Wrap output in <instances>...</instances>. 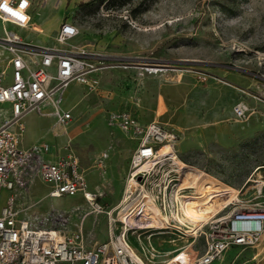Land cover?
Here are the masks:
<instances>
[{
  "label": "rangeland",
  "instance_id": "374dc122",
  "mask_svg": "<svg viewBox=\"0 0 264 264\" xmlns=\"http://www.w3.org/2000/svg\"><path fill=\"white\" fill-rule=\"evenodd\" d=\"M31 3L32 30L6 27L44 47L76 45L107 57V67L93 74L91 88L70 82L65 90L61 106L72 115L66 129L53 115L31 114L25 120L29 141L56 147L71 134L88 188L95 185L104 192L99 198L104 210L121 199L130 157L138 143L107 125L111 110L128 111L143 123L152 119L163 123L177 138V156L185 167L239 190L235 200L201 223L194 235V230L191 233L182 225L179 236L169 233L148 240L129 235L126 239L144 264H193L199 255L196 245L201 243L203 248L204 232L214 217L264 203V0ZM65 21L75 24L78 34L67 45H60L55 36ZM235 107L243 111L241 116L236 115ZM102 152H108V168L101 176L97 159ZM180 173L177 185L169 191L172 195L179 189ZM49 189L45 182L35 181L29 199L38 200L34 209L86 206L82 194L50 198L46 196ZM9 193L3 189L1 204ZM177 213L176 206L166 215ZM107 220L103 212L86 217L83 231L88 244L108 240ZM78 222V215H73L67 227L73 229ZM262 236L253 246L231 247L212 264H264ZM150 245L158 252L154 261L143 256V247ZM177 247L184 249L174 256Z\"/></svg>",
  "mask_w": 264,
  "mask_h": 264
},
{
  "label": "built area",
  "instance_id": "2783aa9c",
  "mask_svg": "<svg viewBox=\"0 0 264 264\" xmlns=\"http://www.w3.org/2000/svg\"><path fill=\"white\" fill-rule=\"evenodd\" d=\"M31 5V0H0V264H144L128 245L129 235L149 240L159 234L179 236L182 233L179 231L182 225L172 214L167 219L161 217L167 216L173 207L178 208L179 198L184 197L179 195L180 189L175 190L174 195L169 192L177 185L179 174L177 138L155 119L143 123L128 111L107 113L108 126L138 141L130 157L121 199L110 210H104L99 202L103 190L88 188L89 182L72 147V138L60 149L48 142L22 146L26 116L53 115L58 125L66 129L72 115L61 103L69 83L91 88L93 74L107 67V57L103 54L76 45L44 47L6 27L10 24L28 29ZM77 34L78 27L65 21L58 27L55 40L67 45ZM46 107L52 110L45 111ZM234 110L238 116L243 114L239 107ZM164 147L168 149L162 151ZM106 157L107 152H102L97 159L101 176L106 172ZM37 180L50 186L46 193L50 198L82 194L85 208L77 205L70 210L34 209L38 200L29 202V199ZM3 189L10 193L1 204ZM125 204H128L127 216L135 223L130 224V229L118 215ZM149 204L157 208L161 216L154 224L143 226L152 214ZM101 212L107 215L108 240L88 244L83 223L87 216ZM73 215H78L79 222L69 229L67 223ZM138 229L143 231L138 232ZM262 233L264 203L214 217L203 235L204 249L201 243L196 245L199 255L194 263L212 264L231 247L253 246ZM182 251L183 248L177 247L174 256ZM157 254L151 245L143 247L147 261H154Z\"/></svg>",
  "mask_w": 264,
  "mask_h": 264
},
{
  "label": "bare ground",
  "instance_id": "6f19581e",
  "mask_svg": "<svg viewBox=\"0 0 264 264\" xmlns=\"http://www.w3.org/2000/svg\"><path fill=\"white\" fill-rule=\"evenodd\" d=\"M29 27L30 29L32 28L31 24ZM164 149H168V147H164L162 151H164ZM177 166L179 167L178 171L181 172L180 174H183L179 189H189V191L186 192L189 194H184V200H181L179 203L178 209L180 211V214L177 213V215H172L174 216L173 218L175 219V221H179L180 225L188 227L191 231H195V229L201 223L207 221V219L214 212H216V215L220 211H222L232 201V198L234 199L235 196L239 193L238 189L232 188L231 186L221 182L215 177H212L201 171L196 173L188 169L187 167H185L186 164L181 160L177 161ZM127 205L128 204H125L123 206L124 210L122 209V212L118 213V215L122 220H124V222L128 223L127 227H129L130 229V224L135 223H132L133 218L131 219L130 216H127L128 214L125 209ZM149 208L151 209L152 213L149 216L151 218L148 217V219L150 220H146L145 223L142 224L143 226L154 224L155 220L161 216L159 210L157 208H154V206H152L151 204H149L148 209ZM161 217L167 219L169 216ZM138 230V232L143 231L140 229ZM196 232H194L193 234H196ZM159 236L161 237L162 235L159 234ZM168 260H170V258Z\"/></svg>",
  "mask_w": 264,
  "mask_h": 264
},
{
  "label": "crops",
  "instance_id": "0c3cea01",
  "mask_svg": "<svg viewBox=\"0 0 264 264\" xmlns=\"http://www.w3.org/2000/svg\"><path fill=\"white\" fill-rule=\"evenodd\" d=\"M31 115V114H30ZM29 116V115H28ZM28 116H26V118H25V120L28 118ZM25 126H26V123H25ZM72 138L71 137V134H68L67 136H66V139H65V141L62 143V145H56V147H57V149L59 148H62V146L66 143V141H67V139L68 138ZM34 143H36V141H29L28 139H27V136H26V130H25V134H24V136H23V138H22V141H21V145L22 146H24V147H28V146H30V145H32V144H34ZM74 149V148H73ZM135 149V148H134ZM133 149V150H134ZM108 158V152H107V157L104 159V165H105V171H106V168H108V167H106V159ZM81 166V165H80ZM82 168V167H81ZM83 169V168H82ZM84 170V169H83ZM96 188H98L97 186H92V189H96Z\"/></svg>",
  "mask_w": 264,
  "mask_h": 264
},
{
  "label": "clouds",
  "instance_id": "9594fccd",
  "mask_svg": "<svg viewBox=\"0 0 264 264\" xmlns=\"http://www.w3.org/2000/svg\"><path fill=\"white\" fill-rule=\"evenodd\" d=\"M4 7H5V8H7V4H6V2H5V5H4Z\"/></svg>",
  "mask_w": 264,
  "mask_h": 264
}]
</instances>
